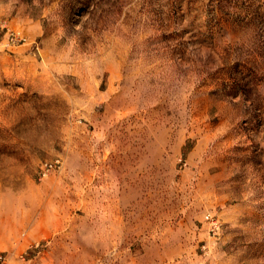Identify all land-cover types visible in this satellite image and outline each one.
Instances as JSON below:
<instances>
[{"label": "rangeland", "instance_id": "rangeland-1", "mask_svg": "<svg viewBox=\"0 0 264 264\" xmlns=\"http://www.w3.org/2000/svg\"><path fill=\"white\" fill-rule=\"evenodd\" d=\"M0 264H264V0H0Z\"/></svg>", "mask_w": 264, "mask_h": 264}]
</instances>
